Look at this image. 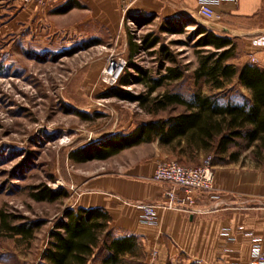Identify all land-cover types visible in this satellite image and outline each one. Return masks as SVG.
Instances as JSON below:
<instances>
[{"label": "rangeland", "instance_id": "rangeland-1", "mask_svg": "<svg viewBox=\"0 0 264 264\" xmlns=\"http://www.w3.org/2000/svg\"><path fill=\"white\" fill-rule=\"evenodd\" d=\"M15 2L0 0V264H37L54 223L73 201L72 174L86 169L98 173L103 164L99 160L74 163L70 153L113 134L130 133L141 123L183 111L174 107L155 116L138 103L114 95L117 88L135 96L148 93L144 84L120 86L122 78L135 74L128 68L131 41L139 44L149 34L160 37L154 50L133 58L151 78L164 76L167 67L185 71L183 79L165 82L152 97L177 93L190 99L198 90L205 96L218 92L203 82L195 83L197 50L189 40L194 26L179 35L161 33L162 22L158 20L140 28L128 21L120 5V27L116 30L106 31L103 24L93 23L85 34L46 38L38 26L36 29L34 20L20 22ZM162 46L172 60L161 52ZM111 58L125 65L119 77L103 73ZM109 69L115 71L119 66L114 63ZM228 89L223 93L226 100L248 95L236 82ZM168 155L163 161L178 163ZM209 158L214 172L230 165L264 170L251 150L242 153L236 163L214 164L212 155H201L180 164L196 168ZM38 187L64 188L69 197L53 203L38 202L33 198ZM35 223L41 225L31 240L15 236L7 228Z\"/></svg>", "mask_w": 264, "mask_h": 264}, {"label": "crops", "instance_id": "crops-1", "mask_svg": "<svg viewBox=\"0 0 264 264\" xmlns=\"http://www.w3.org/2000/svg\"><path fill=\"white\" fill-rule=\"evenodd\" d=\"M200 2L132 0L126 15L153 17V22H162L161 26L169 19L200 23ZM210 2L222 21L203 24L235 41L237 58L233 63H252L264 70V0ZM120 5L121 0H48L45 5L15 2L20 22L34 20L36 29L39 27L37 30L46 38L85 34L93 23L103 24L106 31L116 30ZM128 21L132 22L129 18ZM167 157L168 152L155 142L103 161L98 173L76 171L70 184L73 201L54 226L68 209L102 208L111 217L108 241L130 239L133 243L132 250L119 253L115 261L109 259L111 251L99 248L88 264H147L154 250L159 254V264H195L198 259L217 264H259L252 257L249 233L261 240L264 250V170L219 167L215 171V194L227 205L198 214L159 208L157 224L147 225L135 204L166 201L168 186L155 182L153 176L157 165ZM211 198L199 201L198 207H210ZM49 242L50 235L37 264L44 263L42 257Z\"/></svg>", "mask_w": 264, "mask_h": 264}, {"label": "trees", "instance_id": "trees-1", "mask_svg": "<svg viewBox=\"0 0 264 264\" xmlns=\"http://www.w3.org/2000/svg\"><path fill=\"white\" fill-rule=\"evenodd\" d=\"M128 18L140 28L154 20L145 16ZM190 26H194V30L189 40L194 41L198 60L195 83L203 82L218 94L205 96L198 90L190 99L177 93L152 97L165 82L183 79L185 71L167 67L164 76L151 78L149 71L134 63L133 58L138 53L154 50L161 42L160 37L149 34L139 44L131 41L128 68L135 74H127L121 79L120 86L144 84L148 93L135 96L117 88L114 95L138 103L155 116L174 107H182L183 111L165 119L141 123L130 133H116L78 148L70 153L71 161H105L133 147L158 142L179 164L194 161L201 155H212L214 164L236 163L242 153L251 150L253 159L264 165V70L252 63L242 66L233 63L237 58L235 41L191 19H169L160 27V32L185 34ZM161 52L172 60L166 47L162 46ZM235 82L248 95L240 94L226 100L223 93ZM68 197L69 193L64 188L38 187L33 194L38 202L53 203ZM110 221V215L102 208L66 210L50 232V242L41 264H88L99 248L111 251L109 259L115 261L119 253L131 251L133 243L130 239L108 241ZM40 225H7V228L15 236L31 240Z\"/></svg>", "mask_w": 264, "mask_h": 264}, {"label": "built area", "instance_id": "built-area-1", "mask_svg": "<svg viewBox=\"0 0 264 264\" xmlns=\"http://www.w3.org/2000/svg\"><path fill=\"white\" fill-rule=\"evenodd\" d=\"M48 0H23L26 4L36 3L45 5ZM132 0H121V8L125 14L129 9ZM238 3V0H235ZM199 15L205 22H220L222 16L218 14L212 7L210 0H201ZM118 64L119 69L109 71L112 64ZM125 65L118 62L116 58H111L108 66L104 70V74L119 77ZM209 158L202 166L196 168H187L175 161H161L155 170L153 180L157 183L166 184L168 189L165 193L166 201L162 203H136L135 206L141 212V220L147 225L157 224V210L159 208L189 211L192 214L208 213L219 209L227 203L215 194L214 167ZM210 196V197H209ZM212 197V198H211ZM213 201L208 208H199L198 202L209 199ZM252 240V257L255 262L264 264V250L261 246V240L249 233ZM159 254L152 251L147 264H159ZM195 264H217L215 262H204L203 260H195Z\"/></svg>", "mask_w": 264, "mask_h": 264}]
</instances>
